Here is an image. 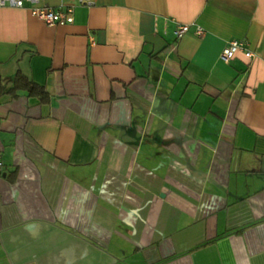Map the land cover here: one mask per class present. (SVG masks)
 Listing matches in <instances>:
<instances>
[{
    "label": "crops",
    "instance_id": "0c3cea01",
    "mask_svg": "<svg viewBox=\"0 0 264 264\" xmlns=\"http://www.w3.org/2000/svg\"><path fill=\"white\" fill-rule=\"evenodd\" d=\"M45 4L0 6V264H264V0Z\"/></svg>",
    "mask_w": 264,
    "mask_h": 264
},
{
    "label": "built area",
    "instance_id": "2783aa9c",
    "mask_svg": "<svg viewBox=\"0 0 264 264\" xmlns=\"http://www.w3.org/2000/svg\"><path fill=\"white\" fill-rule=\"evenodd\" d=\"M46 0H0V6H24L31 5V11L44 19L47 23H65L72 22L74 20L73 6L69 5L66 9L54 8L45 4ZM81 2H89L92 0H79ZM190 25L188 23H179L174 29V36L178 37L183 33L189 31ZM194 32L201 34L203 28L200 25H196ZM237 50H243L247 56L253 57L254 52L247 46V42L243 39L233 38L230 39L221 51V58L229 60L233 57ZM3 167V161L0 153V170Z\"/></svg>",
    "mask_w": 264,
    "mask_h": 264
},
{
    "label": "trees",
    "instance_id": "16d2710c",
    "mask_svg": "<svg viewBox=\"0 0 264 264\" xmlns=\"http://www.w3.org/2000/svg\"><path fill=\"white\" fill-rule=\"evenodd\" d=\"M3 89V81L0 76V93L3 91ZM19 90H25L29 94L40 96L43 100L48 98V91L45 89V87L31 80L21 71H17L15 73L13 86H11L9 89L12 94H17Z\"/></svg>",
    "mask_w": 264,
    "mask_h": 264
}]
</instances>
